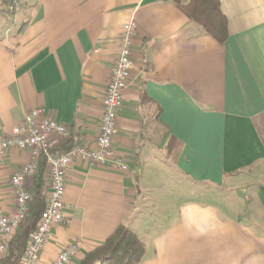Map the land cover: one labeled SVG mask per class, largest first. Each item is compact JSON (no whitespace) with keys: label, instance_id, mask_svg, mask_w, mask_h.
<instances>
[{"label":"crops","instance_id":"obj_1","mask_svg":"<svg viewBox=\"0 0 264 264\" xmlns=\"http://www.w3.org/2000/svg\"><path fill=\"white\" fill-rule=\"evenodd\" d=\"M219 1L223 43L173 0H20L14 14L0 0L2 133L41 106L73 144L94 146L121 28L136 23L113 140L126 169L72 160L67 221L51 228L38 264L67 244L83 264L121 223L145 245L139 264H264V0ZM31 160L28 149L0 155L6 214L10 177ZM205 185L218 194H193Z\"/></svg>","mask_w":264,"mask_h":264},{"label":"built area","instance_id":"obj_2","mask_svg":"<svg viewBox=\"0 0 264 264\" xmlns=\"http://www.w3.org/2000/svg\"><path fill=\"white\" fill-rule=\"evenodd\" d=\"M4 2L8 10L14 14L20 0ZM135 31V19L131 16L121 28L118 56L105 86L94 146L75 144L67 150L55 151L60 141L70 137V126L57 121L41 106L27 111L22 121L7 133L0 131V155L10 148L28 149L32 155V160L22 165L10 177V184L15 193L14 211L6 214L0 208V256L7 251L9 239L25 216L31 198L27 180L36 174L40 156L44 157L47 166L44 179L46 204L35 229L29 234L26 248L18 264H38L51 228L67 221L64 194L66 172L72 160L92 165L111 164L126 169V165L114 157L113 140L117 132V117L122 105L123 92L129 84L133 66L132 40ZM76 251V244H67L54 259L53 264H72V257Z\"/></svg>","mask_w":264,"mask_h":264},{"label":"trees","instance_id":"obj_3","mask_svg":"<svg viewBox=\"0 0 264 264\" xmlns=\"http://www.w3.org/2000/svg\"><path fill=\"white\" fill-rule=\"evenodd\" d=\"M183 14L195 22L218 43L228 36L227 18L219 0H173ZM71 137L59 142L55 151L72 147ZM37 173L31 191V198L25 216L8 242V253L0 259V264H18L26 248L29 234L35 229L45 207L43 192L46 162L38 158ZM145 253L144 243L126 225L119 224L115 231L97 248L87 254L83 264H139Z\"/></svg>","mask_w":264,"mask_h":264},{"label":"rangeland","instance_id":"obj_4","mask_svg":"<svg viewBox=\"0 0 264 264\" xmlns=\"http://www.w3.org/2000/svg\"><path fill=\"white\" fill-rule=\"evenodd\" d=\"M192 190H193V194H196L197 190H201L203 192H206L209 197L211 196L210 199L212 198V196L215 197V195L218 194L214 188H211L210 186H206V185L202 186V188L201 187L198 188L196 186H193Z\"/></svg>","mask_w":264,"mask_h":264}]
</instances>
